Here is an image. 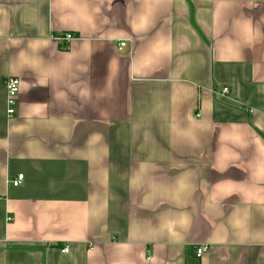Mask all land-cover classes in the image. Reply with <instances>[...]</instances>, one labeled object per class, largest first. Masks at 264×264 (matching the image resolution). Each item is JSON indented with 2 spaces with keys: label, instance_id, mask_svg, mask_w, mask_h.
Instances as JSON below:
<instances>
[{
  "label": "crops",
  "instance_id": "crops-1",
  "mask_svg": "<svg viewBox=\"0 0 264 264\" xmlns=\"http://www.w3.org/2000/svg\"><path fill=\"white\" fill-rule=\"evenodd\" d=\"M0 264H264V0H0Z\"/></svg>",
  "mask_w": 264,
  "mask_h": 264
},
{
  "label": "built area",
  "instance_id": "built-area-1",
  "mask_svg": "<svg viewBox=\"0 0 264 264\" xmlns=\"http://www.w3.org/2000/svg\"><path fill=\"white\" fill-rule=\"evenodd\" d=\"M74 39V36H72L69 33L63 34L61 36H57L56 40L59 42H70ZM124 43H121L119 45V47L124 46ZM19 79L16 77H7L4 80V84L6 87V92H7V99H6V103H7V114L9 117L13 116L15 113V109H14V103H15V98L18 94L19 91ZM221 94H228L229 93V88L226 86H223L220 90ZM23 175L22 174H18L16 178L10 180V184L12 186H19L21 184ZM207 247L205 245H199L195 248V257L196 258H201L203 256V254L206 252ZM61 252L65 253L68 252V246L64 245L61 248Z\"/></svg>",
  "mask_w": 264,
  "mask_h": 264
}]
</instances>
